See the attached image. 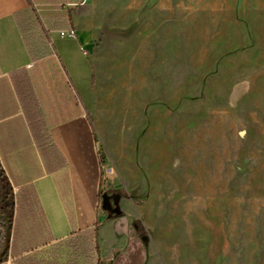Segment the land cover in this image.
<instances>
[{
    "label": "rangeland",
    "instance_id": "374dc122",
    "mask_svg": "<svg viewBox=\"0 0 264 264\" xmlns=\"http://www.w3.org/2000/svg\"><path fill=\"white\" fill-rule=\"evenodd\" d=\"M83 14L105 74L98 250L105 236L161 262L264 264V0H89Z\"/></svg>",
    "mask_w": 264,
    "mask_h": 264
},
{
    "label": "crops",
    "instance_id": "0c3cea01",
    "mask_svg": "<svg viewBox=\"0 0 264 264\" xmlns=\"http://www.w3.org/2000/svg\"><path fill=\"white\" fill-rule=\"evenodd\" d=\"M78 2L0 0V162L31 199L6 264H223L180 252L161 262L159 249L108 246L105 236L96 253L105 74ZM70 31L76 39L61 36Z\"/></svg>",
    "mask_w": 264,
    "mask_h": 264
},
{
    "label": "trees",
    "instance_id": "16d2710c",
    "mask_svg": "<svg viewBox=\"0 0 264 264\" xmlns=\"http://www.w3.org/2000/svg\"><path fill=\"white\" fill-rule=\"evenodd\" d=\"M30 204L31 199L29 196L26 197L19 191L15 192L0 162V264H6L9 260L19 208L23 206L31 209ZM96 230L97 228L93 230L95 235ZM85 249H87V246H85ZM95 251L98 253L97 246Z\"/></svg>",
    "mask_w": 264,
    "mask_h": 264
},
{
    "label": "built area",
    "instance_id": "2783aa9c",
    "mask_svg": "<svg viewBox=\"0 0 264 264\" xmlns=\"http://www.w3.org/2000/svg\"><path fill=\"white\" fill-rule=\"evenodd\" d=\"M89 0H79L78 3L72 5V7H80V6H84L88 3ZM61 36L62 37H68V38H72V39H76L77 38V34L75 31H70V32H61ZM84 54L87 55L86 51H84Z\"/></svg>",
    "mask_w": 264,
    "mask_h": 264
}]
</instances>
